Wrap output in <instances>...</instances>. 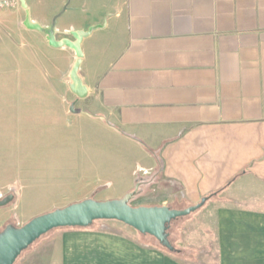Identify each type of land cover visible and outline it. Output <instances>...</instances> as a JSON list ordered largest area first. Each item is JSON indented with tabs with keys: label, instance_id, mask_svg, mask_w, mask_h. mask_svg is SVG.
I'll use <instances>...</instances> for the list:
<instances>
[{
	"label": "crops",
	"instance_id": "1",
	"mask_svg": "<svg viewBox=\"0 0 264 264\" xmlns=\"http://www.w3.org/2000/svg\"><path fill=\"white\" fill-rule=\"evenodd\" d=\"M24 1L47 28L102 25L81 42L87 94L77 98L65 82L73 51L25 28L19 0L0 9L3 34L29 49L35 39L42 53L46 90L18 94L37 101L19 106L44 110L53 134L31 156L52 164L63 154L80 179L52 203L110 199L115 181L172 187L190 205L214 193L203 205L212 264H264V0ZM53 230L31 254L44 264H192L116 220Z\"/></svg>",
	"mask_w": 264,
	"mask_h": 264
},
{
	"label": "rangeland",
	"instance_id": "2",
	"mask_svg": "<svg viewBox=\"0 0 264 264\" xmlns=\"http://www.w3.org/2000/svg\"><path fill=\"white\" fill-rule=\"evenodd\" d=\"M3 30L4 28L0 26V198L9 193H13L15 198L9 204L0 207V231L7 224L21 226L32 217L47 212L42 211L41 208L52 210L54 205L63 207L69 204L65 199L54 203L51 200L63 195L73 196L80 183V179L72 176L67 165L69 163L64 162L63 154L60 160L54 159L52 164L39 162L31 156L32 149L38 147L40 145L38 143H45L49 138L51 139L50 136L53 134L45 130L46 126L43 127L44 122L41 117L50 116L46 115L44 110L33 107L30 111L19 106V103L26 101L27 104L37 101L23 100L18 94L33 95L46 90L41 77L45 72L39 66L36 55L42 53L39 52L38 42L35 39H28L27 44L35 47L29 49L23 45L24 40L20 37L5 35ZM6 104H13L14 108L7 107ZM36 118L41 120L34 121L33 119ZM50 118L53 119V116L51 115ZM148 181L133 183V188L136 183H139V187L130 204L161 205L157 203L162 201L164 205L177 209L190 205L172 187L161 185L158 187L153 183L149 185ZM104 190L110 199L120 198L129 192L123 190V186L119 185L118 181ZM211 214L202 206L186 216L171 221L168 231L169 240L176 251L170 252L163 248L152 236L150 241L163 251L177 255L179 258L184 256L189 258L192 264H212L217 255V245L210 233ZM51 231L33 242L13 264H44L43 257L31 254L41 249L40 243L52 233Z\"/></svg>",
	"mask_w": 264,
	"mask_h": 264
},
{
	"label": "water",
	"instance_id": "3",
	"mask_svg": "<svg viewBox=\"0 0 264 264\" xmlns=\"http://www.w3.org/2000/svg\"><path fill=\"white\" fill-rule=\"evenodd\" d=\"M19 1L25 11L24 19L21 22L25 28L45 34L48 45L53 48L67 47L73 51L75 60L67 73L65 82L77 98H84L87 94V88L79 74L83 58L81 42L94 29L102 25H93L87 30L70 29L60 32L54 28V25L47 28L33 21L25 1ZM58 34H62L63 37L57 38ZM70 110H72V107H70ZM138 187L139 183H136L131 191L120 198L97 200L88 197L71 202L63 207H57L36 215L21 226L7 224L0 231V264H13L25 249L53 229L65 227L84 228L97 220L120 221L141 234L154 237L163 247L169 251H174L175 247L169 240L168 232L171 221L201 208L208 196L183 209L167 205L133 206L130 201L137 194ZM13 199V193L1 197L0 207L9 204Z\"/></svg>",
	"mask_w": 264,
	"mask_h": 264
},
{
	"label": "built area",
	"instance_id": "4",
	"mask_svg": "<svg viewBox=\"0 0 264 264\" xmlns=\"http://www.w3.org/2000/svg\"><path fill=\"white\" fill-rule=\"evenodd\" d=\"M17 2L18 0H0V7H11Z\"/></svg>",
	"mask_w": 264,
	"mask_h": 264
},
{
	"label": "trees",
	"instance_id": "5",
	"mask_svg": "<svg viewBox=\"0 0 264 264\" xmlns=\"http://www.w3.org/2000/svg\"><path fill=\"white\" fill-rule=\"evenodd\" d=\"M140 181L141 180H138L137 182H139L140 183ZM214 193H212V194H210V195H208V198H210L212 195H213ZM168 231H169V229H168ZM159 243V242H158ZM172 243V242H171ZM160 244V243H159ZM160 246H162L161 244H160ZM163 247V246H162ZM163 248H165V247H163ZM166 249V248H165ZM168 250V249H167ZM169 251V250H168ZM174 251H176V248L174 249ZM171 252V251H170ZM173 252V251H172Z\"/></svg>",
	"mask_w": 264,
	"mask_h": 264
}]
</instances>
